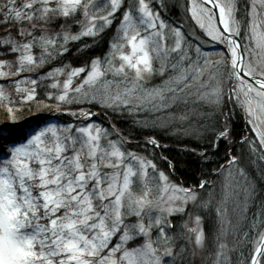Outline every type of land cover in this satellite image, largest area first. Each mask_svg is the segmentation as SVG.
Segmentation results:
<instances>
[{
  "label": "snow or ice",
  "instance_id": "obj_1",
  "mask_svg": "<svg viewBox=\"0 0 264 264\" xmlns=\"http://www.w3.org/2000/svg\"><path fill=\"white\" fill-rule=\"evenodd\" d=\"M178 6L0 0V101L13 105L5 115L15 127L21 109L53 116L18 139L0 125V264H195L187 245L178 250L177 214L195 216L196 228L183 225L195 233V250L215 237L211 264H264V233L237 261L229 258L236 249L220 243L230 232L237 248L243 242L239 193L247 200L255 191L252 157L264 161V0H184L191 31L166 19ZM83 38L106 51L80 67L63 63L69 44ZM209 43L218 50H206ZM157 74L167 79L150 87ZM237 109L259 141L244 137L239 153L229 127ZM117 119L144 134V154L125 147L134 138L117 131ZM159 133L206 139L203 151L199 143L191 149L206 165L214 163L208 149L218 155L227 144L224 162L193 187L173 184L156 163V151L167 148ZM155 193L170 195L154 202Z\"/></svg>",
  "mask_w": 264,
  "mask_h": 264
},
{
  "label": "trees",
  "instance_id": "obj_2",
  "mask_svg": "<svg viewBox=\"0 0 264 264\" xmlns=\"http://www.w3.org/2000/svg\"><path fill=\"white\" fill-rule=\"evenodd\" d=\"M100 3H103V0H99ZM146 2L151 3V0H146ZM157 4H159L160 0H155ZM167 3L172 4L175 3L176 0H166ZM184 0H179V6L175 9L169 7V9L164 13L166 19L168 21L174 22L177 25L182 23V26L186 31H191V26L188 24L187 19L184 13ZM78 31V28L75 30ZM111 33H109V37ZM88 44L90 47L84 48V45ZM171 44V41H169ZM69 47L72 50V54L70 56H66L63 63L70 64L72 67H80L83 66L86 61L90 57L94 56H102L106 51V47L103 43L93 44L90 38H83L78 42H71ZM205 49L208 51H217L211 43L204 45ZM77 49H83V51H78ZM218 57H213V59H217ZM162 61H156L155 67L159 69L161 67ZM59 66V65H57ZM6 70V69H4ZM22 78V77H21ZM2 79V78H0ZM164 79L167 77H161L160 75H155L152 77V80L149 83V86L161 84ZM5 105H8L7 101H0V125L8 124L9 129L12 130V138L18 139L20 136L21 129L28 130L34 127L35 123L38 119H53L52 114L50 113H41L39 117H37L35 109L32 112L27 111L26 109H21L18 111V120L20 122L19 127H15L11 121L5 115L6 108ZM13 106V105H8ZM93 111H97V109H93ZM57 119L60 121H68L71 120V117L60 116ZM97 120H102V117H96ZM27 121V122H24ZM195 124V120L193 121ZM105 126H110L108 121H104ZM229 127L232 129L233 139L236 141V151L239 153L240 151V141L247 137L249 141H255L257 144L259 143L257 139V132L252 130V127L249 124H246L244 116L240 113L239 109H237L236 114L233 116L232 122ZM116 129L121 132L125 137H133L130 145H126L129 151H136L140 154H144L142 151V142L144 139V134L140 133L138 130L134 131L130 125V123L122 122V120L117 119L116 121ZM5 137L8 136V131L6 130L4 133ZM162 137L161 144L166 145L167 148L163 152L157 150L155 153L156 163L159 168L165 170L170 174V179L175 181L176 183L183 185L184 187H193L196 183L201 180L203 174L208 172L209 170L216 168V161L223 163V157L225 154L226 148H228L227 144L222 143L220 145V150L218 155H211V149H208L210 152L209 159L214 161L211 164H205L202 159L198 157L197 154L193 153L191 149L197 146L199 143V147L197 151H203L205 146L208 144V141L196 139H185L184 137H180L178 140L176 137L169 138L164 133H159ZM114 138V137H113ZM116 138V137H115ZM185 149H188L187 151ZM245 153H247V146L244 147ZM149 154H151V149H149ZM162 156H167L171 161L175 163V171L173 172L169 167L167 161L161 159ZM248 174L250 177L249 183L252 187H254L255 191L250 193V198L246 200L245 194L243 192L239 193V200L241 204L245 205V212L242 217H240L239 227L243 228V231L239 234V239L243 241L240 243L239 248H237V235L235 232H230L225 238H223L220 243H225L227 245L226 252L228 249H236L234 252L229 253V258L233 261H237L238 259H242L244 256H250V253L253 251L256 246L257 241H260V233L264 230V161L258 160L257 156L252 157V161L250 162V166L248 168ZM219 179H223L222 177ZM243 182V181H241ZM133 191L135 192V186ZM246 201V204H245ZM183 214H177L173 217L172 223L176 225L175 234L180 237L177 241L178 250L179 248H184L187 245L188 248V259L194 260L195 264H211L212 260L215 257L216 250L219 245L214 241L215 237L213 236L212 240H210L203 250H195V246L193 244H188L187 240L184 239V221ZM236 218L233 216V224H236ZM255 225V226H254ZM209 226L205 225V231H208ZM249 233L247 238L244 237L243 233ZM172 234V232H170ZM142 242V241H141ZM135 246V245H133ZM195 250V254L193 255V251ZM243 253V256L241 255ZM250 264V259H249Z\"/></svg>",
  "mask_w": 264,
  "mask_h": 264
},
{
  "label": "rangeland",
  "instance_id": "obj_3",
  "mask_svg": "<svg viewBox=\"0 0 264 264\" xmlns=\"http://www.w3.org/2000/svg\"><path fill=\"white\" fill-rule=\"evenodd\" d=\"M258 7H259V5H258ZM258 21L261 22V23H264V10L261 11L260 16L258 17ZM78 31H79V29H78ZM257 124L259 125V121H257ZM249 125L253 128V125L252 124H249ZM258 130H259V127L257 128V131ZM172 183L173 184H176V185H180V184L176 183L173 180H172ZM133 195L134 196H139L140 195V191H139L138 188L135 187V192L133 191ZM168 195H170V193H155L154 198H153L154 199V202H155L156 199L161 198V196L166 201ZM185 222L188 223V228H196L197 227V225L195 223V216H192L191 218H189V216L185 215L184 216L183 225L185 224ZM188 228H184V235L183 236H184V239L187 240L188 244L192 243L193 244V247H194L195 246V233H191L190 234L188 232ZM262 233H264V230H263ZM189 236L191 237L190 239H189ZM260 239H261V237H260Z\"/></svg>",
  "mask_w": 264,
  "mask_h": 264
}]
</instances>
